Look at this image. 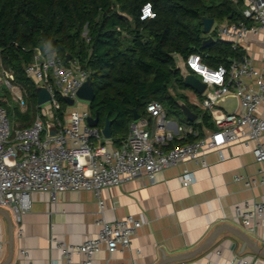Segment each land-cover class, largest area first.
I'll return each instance as SVG.
<instances>
[{
    "label": "built area",
    "instance_id": "obj_1",
    "mask_svg": "<svg viewBox=\"0 0 264 264\" xmlns=\"http://www.w3.org/2000/svg\"><path fill=\"white\" fill-rule=\"evenodd\" d=\"M244 1L243 20L215 23L212 28H216L218 38L243 50L252 34L264 30V0ZM155 17L153 6L144 4L141 20ZM84 36L89 40L87 31ZM182 69H188L207 84L201 108L211 113L216 125V129L206 130L201 139L192 143L170 145L177 138L176 134L170 128L164 105L154 101L147 106L149 117H140L130 124L129 134L121 146L107 144L101 130L88 124L89 109L82 108L77 95L90 77L89 72L78 60L66 65L51 47L37 50L33 61L25 68L27 76L51 94V100L38 105L33 123L28 127L14 126L0 102V207L10 208L20 220L21 215L32 208V195L38 192L49 194L55 202L63 192L85 189L92 192L98 202L100 217L96 224L100 230L80 244L59 243L62 252L59 264H92L102 244L110 253L120 246L130 247L131 237L142 226V221L133 215L107 221L103 197L106 187L144 177L154 182L158 172L182 162L205 166L204 156L209 149H220L238 140L251 147L255 159L264 163V119L259 113L264 101V58L258 64L245 52L228 67L212 68L201 54L194 53L183 61ZM13 80V73L3 70L0 86L6 83L13 100L25 109L26 94ZM230 94L237 95L240 101L235 114L216 106L220 98ZM59 97L74 99L62 119L56 116ZM48 122L55 123L57 134L49 133ZM262 172L259 182L264 185V170ZM180 179L184 186L196 182L188 168ZM235 180L243 181L250 188L258 183L254 178L241 175H236ZM263 215L264 201L247 202L244 208H237L241 223L252 229L264 223ZM2 248L0 241V251ZM21 253L29 255L26 249ZM75 254L83 255L84 259L74 261ZM204 264H211V260ZM232 264H253V261L235 257Z\"/></svg>",
    "mask_w": 264,
    "mask_h": 264
},
{
    "label": "trees",
    "instance_id": "obj_2",
    "mask_svg": "<svg viewBox=\"0 0 264 264\" xmlns=\"http://www.w3.org/2000/svg\"><path fill=\"white\" fill-rule=\"evenodd\" d=\"M146 3L156 17L141 20ZM244 6V0H0V76L3 70L13 73V83L26 94V108L13 101L9 90L4 98L0 95V102L14 126L33 123L39 110L37 85L25 68L37 50L51 47L66 65L78 60L89 72L95 90L89 113L98 115L100 130L107 118L112 120L116 147L126 140L135 113L149 117L147 106L154 101L164 105L167 117L187 121L197 132L175 138L170 145L195 142L216 125L211 113L185 94L184 75L189 70L178 66L176 56L185 61L198 53L212 68L240 59L245 51L218 38L216 28L206 34L203 18H214L216 24L237 22L244 19ZM210 36L215 41L206 45ZM179 102L186 103L198 120L189 122ZM59 103L56 116L62 119L68 103L63 97Z\"/></svg>",
    "mask_w": 264,
    "mask_h": 264
},
{
    "label": "crops",
    "instance_id": "obj_3",
    "mask_svg": "<svg viewBox=\"0 0 264 264\" xmlns=\"http://www.w3.org/2000/svg\"><path fill=\"white\" fill-rule=\"evenodd\" d=\"M244 51L259 64L264 58V30L251 35ZM177 59L183 62L181 57ZM184 92L201 108V95L191 88ZM82 108L89 109V105ZM259 113L264 119V101ZM169 120L178 139L192 130L187 121ZM106 140L115 146L112 138ZM262 141L264 144V136ZM204 160L205 166L182 162L166 168L157 173L154 182L144 177L104 188L106 220L133 215L142 226L131 237L129 248L120 246L110 253L102 244L92 264H204L208 260L232 264L235 257L264 264V255L250 246L264 251V223L252 229L237 217V208H244L247 202L264 201V185L259 182L264 163L255 159L242 140L209 149ZM185 168L196 178L187 186L180 179ZM236 175L258 183L250 188L235 180ZM99 217L98 202L85 189L63 192L55 202L47 193H34L32 208L20 220L10 208L0 207V264H59L62 252L58 244H80L95 236L100 230ZM22 249L29 255H23ZM83 259V255L73 256L76 262Z\"/></svg>",
    "mask_w": 264,
    "mask_h": 264
},
{
    "label": "water",
    "instance_id": "obj_4",
    "mask_svg": "<svg viewBox=\"0 0 264 264\" xmlns=\"http://www.w3.org/2000/svg\"><path fill=\"white\" fill-rule=\"evenodd\" d=\"M214 24H215L214 18L204 17L203 18L204 32L206 34H210ZM214 41H215V39L212 36H210L207 40H205L204 43L206 45H208V44L213 43ZM70 60H71V56L69 55L67 57V61H70ZM184 82L188 88L193 89L199 95H203L207 89V84L204 83L194 73L189 72V71L186 72L184 75ZM77 95L81 100H84V101L88 102L89 104L94 100L95 90L93 87V82H92L90 77L79 88ZM49 100H51V94H50L49 90L44 86L37 85V102H38V105H43L46 102H48ZM65 100L67 101L68 105H70V106H72L74 104V99L67 97V98H65ZM239 103H240V101H239L238 96L234 95V94H230V95H227V96L220 98L217 101L216 106L218 108L223 109L228 114H235L239 109ZM179 104H180L181 112L183 113V115L185 116V118L189 122H195L198 120V115L194 111H192L186 103L179 102ZM139 118H140V116L137 113H135L134 120H137ZM87 121H88V124L90 126L97 127L99 124V117H98V115L95 117L90 115L88 117ZM48 130H49V133L51 135L58 133V129H57L55 123H53V122H48ZM101 132L106 139L112 138V135H113L112 134V120L107 118L104 127L101 129ZM236 234H238L240 237H242L243 239L246 240V238L242 234H240L238 232ZM250 246L256 253L264 255V251H261L259 248H257L256 246H254L251 243H250Z\"/></svg>",
    "mask_w": 264,
    "mask_h": 264
},
{
    "label": "rangeland",
    "instance_id": "obj_5",
    "mask_svg": "<svg viewBox=\"0 0 264 264\" xmlns=\"http://www.w3.org/2000/svg\"><path fill=\"white\" fill-rule=\"evenodd\" d=\"M215 25H217V24H215ZM177 63H180V64H181V68H182V66H183V62H181L180 59H177ZM6 90H9V91H10L9 87L7 86V84L4 83L2 86H0V95L2 96L1 98H4V97H5V96H3V95H5ZM10 92H11V91H10ZM13 101H14V100H13ZM14 102H15V101H14ZM80 103H81V104H87V102L84 101V100H80ZM175 119H176V118H175ZM178 121H179V120H178ZM179 123H180V121H179Z\"/></svg>",
    "mask_w": 264,
    "mask_h": 264
}]
</instances>
